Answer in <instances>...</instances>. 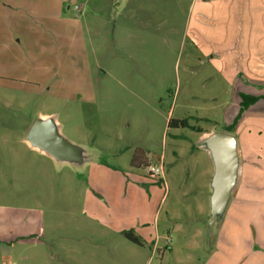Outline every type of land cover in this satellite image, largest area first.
Segmentation results:
<instances>
[{"label":"rangeland","instance_id":"rangeland-1","mask_svg":"<svg viewBox=\"0 0 264 264\" xmlns=\"http://www.w3.org/2000/svg\"><path fill=\"white\" fill-rule=\"evenodd\" d=\"M11 1L15 81L0 87V264H264V122L257 132L248 118L237 128L239 120L230 131L260 155L255 189L240 193L254 204L239 212L229 206L240 165L220 212L214 162L199 141L198 132L208 137L232 123L222 66L229 56L241 62L237 51L209 61L219 41L229 43L222 34L232 22L221 28L196 13L216 3ZM242 54L251 67L254 54ZM42 114L56 118L81 161H53L20 143ZM170 119L189 126L169 127ZM141 158L146 166L133 164ZM148 164L160 165L161 176L149 177Z\"/></svg>","mask_w":264,"mask_h":264},{"label":"crops","instance_id":"crops-1","mask_svg":"<svg viewBox=\"0 0 264 264\" xmlns=\"http://www.w3.org/2000/svg\"><path fill=\"white\" fill-rule=\"evenodd\" d=\"M203 3L207 1L215 2L216 5L214 9L207 11L205 9H198L196 13V19L207 21L208 17L210 20L218 19L219 24L222 21H231V25H227L225 33L222 36L229 37V43L226 44L222 49V43H218V48H214L215 54H211L209 61L214 58L219 57L220 53L227 54L228 52L241 53L239 59L241 62H237V58L231 59L227 58V62L222 66L224 72L225 83L229 89V92L233 97V105L231 107V115L235 117L239 110L240 97L239 93L249 94L252 96L264 95V47H260V44H257V37L264 36V0H203ZM17 5L11 0H0V87H3V84L7 82L15 81L13 76V52L11 45H13L14 40L12 36L15 37V30L13 24V11H15ZM75 10V9H74ZM76 11V10H75ZM77 12V11H76ZM224 15V16H223ZM223 16V17H222ZM222 30V29H221ZM15 34V35H13ZM217 36H220V32L217 33ZM256 37V38H255ZM232 38V39H230ZM16 43V42H15ZM211 49L208 50V52ZM243 52L251 53L254 55L250 56L251 67H248L249 64L248 58L242 54ZM219 53V54H218ZM262 59V60H261ZM244 65V66H243ZM11 84V83H10ZM248 118L249 125L253 130L257 131L260 129L258 124L264 122V98L259 99L254 104L250 105L241 115L239 124L236 126L239 128L243 122ZM39 120L50 121L54 125L55 129L59 135L69 142L72 146L78 149L76 153V160L68 161L62 158L54 157L48 152L32 145L26 138L31 126L33 123L28 125L26 128H23V139L20 143L26 145L28 152H35L41 155L42 157H49L53 161H61L62 163L66 162H77L82 160V154L80 147L71 143L66 138L61 135L60 125L56 118L53 115L42 114L38 118ZM3 125L2 118L0 117V128ZM199 141L203 142L206 137H203L199 133ZM237 139V150H238V166L240 165V179L241 187L237 191L235 196V202L232 206H229V212H239L241 207H246L254 202L245 200V196L240 195L244 190H254L255 187L253 182L255 181L254 170H257L260 166L258 160H260V155L252 150L248 149L245 143L239 138ZM202 144V143H201ZM1 145V142H0ZM204 149L210 155L208 149L203 145ZM256 155V156H255ZM151 155H148L150 157ZM134 165L144 164L143 159L133 161ZM253 171V172H252ZM254 173V174H253ZM213 177V175H212ZM212 187V184H211ZM213 190V188H212ZM252 206V205H251ZM2 240H0V243Z\"/></svg>","mask_w":264,"mask_h":264},{"label":"water","instance_id":"water-1","mask_svg":"<svg viewBox=\"0 0 264 264\" xmlns=\"http://www.w3.org/2000/svg\"><path fill=\"white\" fill-rule=\"evenodd\" d=\"M27 140L57 158L76 160L78 149L63 139L50 121L37 119L31 126ZM204 144L214 162L212 177V205L223 212L235 183L238 169L237 139L228 132H213Z\"/></svg>","mask_w":264,"mask_h":264},{"label":"trees","instance_id":"trees-1","mask_svg":"<svg viewBox=\"0 0 264 264\" xmlns=\"http://www.w3.org/2000/svg\"><path fill=\"white\" fill-rule=\"evenodd\" d=\"M240 102H239V110L235 117L233 118V121L230 125L226 126L225 131L229 132L235 127L237 122L240 120L242 113L252 104H254L256 101H258L261 98H264V95L260 96H252L249 94L239 93ZM169 127H188L189 124L187 120H173L170 119L168 122ZM143 166H146L145 164H142ZM125 237L131 241L132 243H135L137 245H140V241L132 234L131 231L124 233Z\"/></svg>","mask_w":264,"mask_h":264},{"label":"built area","instance_id":"built-area-1","mask_svg":"<svg viewBox=\"0 0 264 264\" xmlns=\"http://www.w3.org/2000/svg\"><path fill=\"white\" fill-rule=\"evenodd\" d=\"M74 9L77 12H80V10H81V8L79 6H74ZM147 171H148L149 177H151V178L160 177L162 174V169H161L160 165L156 166V165L148 164L147 165Z\"/></svg>","mask_w":264,"mask_h":264}]
</instances>
